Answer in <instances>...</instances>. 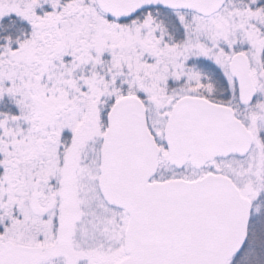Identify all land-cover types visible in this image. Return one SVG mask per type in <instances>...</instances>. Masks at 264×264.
<instances>
[{
  "label": "snow or ice",
  "instance_id": "obj_1",
  "mask_svg": "<svg viewBox=\"0 0 264 264\" xmlns=\"http://www.w3.org/2000/svg\"><path fill=\"white\" fill-rule=\"evenodd\" d=\"M0 264H264V0H0Z\"/></svg>",
  "mask_w": 264,
  "mask_h": 264
}]
</instances>
